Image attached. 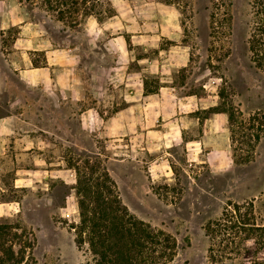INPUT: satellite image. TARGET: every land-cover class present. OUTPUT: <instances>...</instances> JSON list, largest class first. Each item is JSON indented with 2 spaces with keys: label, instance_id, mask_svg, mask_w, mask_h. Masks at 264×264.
Returning a JSON list of instances; mask_svg holds the SVG:
<instances>
[{
  "label": "rangeland",
  "instance_id": "rangeland-1",
  "mask_svg": "<svg viewBox=\"0 0 264 264\" xmlns=\"http://www.w3.org/2000/svg\"><path fill=\"white\" fill-rule=\"evenodd\" d=\"M130 1L136 4L137 12L127 19L130 21L135 16V20L140 21L137 33H155L158 18L180 20L179 39L187 46L190 61L179 72L166 77L173 79L182 95L199 94L206 97V105L213 104L218 110L230 112L233 117L229 130L220 131L218 137H213L211 148L199 155L190 154L183 143L164 146L170 173L149 182L145 176L148 168L135 167L136 155L144 161L154 156L145 148L120 146L128 143L127 138H110L96 125L92 149L89 146L92 138L81 123L65 121L62 153L45 155L48 165L54 162L63 169L62 176H48L47 181L34 188L18 191L12 180L15 155L7 154L0 161L7 182V190L0 192V200H22L21 212L0 218V229H3L0 259H6L7 249L12 247L20 264H92L89 244L79 242L83 225L77 180L80 174L90 176L93 170L95 177L100 176L103 168L108 169L130 212L152 229L165 231L171 237L169 253L173 255L164 264H238L230 260L214 262L208 251L211 241L207 225L221 217L229 203L253 201L259 220L264 222V70L252 61L247 44L256 18L253 0ZM26 3L35 19L48 16V35L58 44L67 39H72L71 43L80 40V44L85 38L82 29L89 14L103 20L115 13L111 0H26ZM82 22L83 25L77 26ZM17 35V26L8 30L4 39L9 48ZM84 46L86 44L79 45L78 50L86 54ZM153 50L145 52L141 45L134 46L137 56L153 55ZM105 56L101 52L89 58L97 60L98 66L102 63L100 58ZM8 74L13 84L10 82V90H0V115L7 112V102L12 97H39L38 90L23 92L22 81L15 74ZM86 75L85 70L82 71V79L90 82ZM149 82L152 88L157 87L160 78L149 76ZM108 98L111 102H122L112 90ZM20 105L22 109V103ZM213 111L200 110L198 114L205 118ZM30 114L32 128L37 132V104L31 107ZM87 146L92 151H88ZM38 156L25 163L35 165ZM122 158L130 161L118 160Z\"/></svg>",
  "mask_w": 264,
  "mask_h": 264
},
{
  "label": "crops",
  "instance_id": "crops-1",
  "mask_svg": "<svg viewBox=\"0 0 264 264\" xmlns=\"http://www.w3.org/2000/svg\"><path fill=\"white\" fill-rule=\"evenodd\" d=\"M111 2L115 9L112 16L102 20L89 14L84 25L83 22L77 25H83L85 37L80 44V40L71 43L72 39L58 44L48 35V16L35 19L26 0H0V53L3 58L0 79H4L0 90H10L13 81L8 73L11 72L22 81L23 92L39 91L37 99L19 96L8 99L7 112L0 115V161L7 154L15 155L12 180L18 191L34 188L47 181L48 176H62L63 169L54 162L48 165L45 155L62 153L65 121L81 123L92 138L89 145L92 149L96 125L110 138H127L128 143L120 146L145 148L154 156L144 161L136 155L135 167L148 168L145 176L149 182L170 173L164 146L183 143L186 151L199 155L211 148L213 137H218L220 131L229 130L227 113L211 112L202 118L198 112L215 105H206V97L196 93L182 95L173 79L166 77L179 72L190 61L187 46L179 39L180 20L158 18L155 33H137L140 21L135 20V16L130 21L127 19L137 12L136 4L130 0ZM159 14L166 13L159 11ZM13 26L18 27V35L9 48L4 37ZM76 32L81 33V30ZM82 44H86V54L78 50ZM136 45H141L145 52L154 49L153 55H135ZM101 52L106 56L100 58L102 63L96 66L97 60L92 59ZM84 70L90 82L82 79ZM149 76L160 78L157 87L150 86ZM111 90L122 102L109 100ZM34 104L38 107L37 132L32 128L30 114ZM79 106L82 108L78 110ZM107 106L113 110L109 111ZM68 130L71 131V127ZM87 150L92 151L88 146ZM35 155H39L35 165L25 163ZM118 160L130 161L129 158ZM5 176L0 165V192L7 190ZM21 204V198L0 200V218L17 215L21 212Z\"/></svg>",
  "mask_w": 264,
  "mask_h": 264
},
{
  "label": "trees",
  "instance_id": "trees-1",
  "mask_svg": "<svg viewBox=\"0 0 264 264\" xmlns=\"http://www.w3.org/2000/svg\"><path fill=\"white\" fill-rule=\"evenodd\" d=\"M253 7L256 18L247 39L248 50L255 65L264 70V0H253ZM210 109L227 113L230 123V112ZM89 174H80L77 195L83 225L79 242L89 244L92 264H164L171 258V237L130 212L108 169L103 168L97 177L95 170ZM256 213L253 201L229 203L222 216L207 225L211 241L208 251L214 262L264 264V222ZM6 253L9 256L0 259V264H20L12 247Z\"/></svg>",
  "mask_w": 264,
  "mask_h": 264
}]
</instances>
